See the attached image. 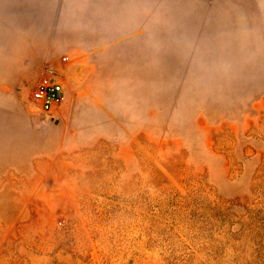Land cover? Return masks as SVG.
I'll return each instance as SVG.
<instances>
[{
    "label": "rangeland",
    "instance_id": "rangeland-1",
    "mask_svg": "<svg viewBox=\"0 0 264 264\" xmlns=\"http://www.w3.org/2000/svg\"><path fill=\"white\" fill-rule=\"evenodd\" d=\"M0 264H264V0H0Z\"/></svg>",
    "mask_w": 264,
    "mask_h": 264
},
{
    "label": "built area",
    "instance_id": "built-area-1",
    "mask_svg": "<svg viewBox=\"0 0 264 264\" xmlns=\"http://www.w3.org/2000/svg\"><path fill=\"white\" fill-rule=\"evenodd\" d=\"M67 58L65 56L63 61ZM60 76L61 72L57 68H50L45 80L35 82L30 87V101L40 112L51 113L64 100V85Z\"/></svg>",
    "mask_w": 264,
    "mask_h": 264
},
{
    "label": "bare ground",
    "instance_id": "bare-ground-1",
    "mask_svg": "<svg viewBox=\"0 0 264 264\" xmlns=\"http://www.w3.org/2000/svg\"><path fill=\"white\" fill-rule=\"evenodd\" d=\"M45 79V78H44Z\"/></svg>",
    "mask_w": 264,
    "mask_h": 264
}]
</instances>
